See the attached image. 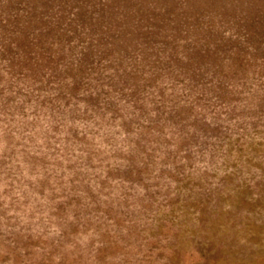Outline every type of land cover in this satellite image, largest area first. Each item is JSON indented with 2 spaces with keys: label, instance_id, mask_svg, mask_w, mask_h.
Instances as JSON below:
<instances>
[{
  "label": "rangeland",
  "instance_id": "1",
  "mask_svg": "<svg viewBox=\"0 0 264 264\" xmlns=\"http://www.w3.org/2000/svg\"><path fill=\"white\" fill-rule=\"evenodd\" d=\"M0 264H264V0H0Z\"/></svg>",
  "mask_w": 264,
  "mask_h": 264
}]
</instances>
